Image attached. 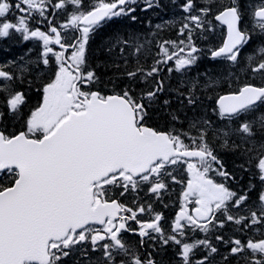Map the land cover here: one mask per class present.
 I'll return each instance as SVG.
<instances>
[{"label":"snow or ice","instance_id":"snow-or-ice-1","mask_svg":"<svg viewBox=\"0 0 264 264\" xmlns=\"http://www.w3.org/2000/svg\"><path fill=\"white\" fill-rule=\"evenodd\" d=\"M7 41L0 264H264V0H0Z\"/></svg>","mask_w":264,"mask_h":264},{"label":"trees","instance_id":"trees-1","mask_svg":"<svg viewBox=\"0 0 264 264\" xmlns=\"http://www.w3.org/2000/svg\"><path fill=\"white\" fill-rule=\"evenodd\" d=\"M139 15L141 16L142 20L151 18L154 23L156 22V17L153 16L151 12L139 13ZM127 23L128 22L125 21L123 24L113 25L112 27L107 28L105 31L107 33H111L114 28H116V27L123 28L124 24H127ZM133 27L136 29L143 30L144 26H143V24L138 23V24L134 25ZM167 35L172 36L173 38L175 37L174 32H168ZM27 47H28V45H24V46L17 45L15 41H7L6 43H0V64H2L3 62H5L9 59L17 58V57L23 55ZM218 67H219V65L213 64V62L208 60L207 57H203L199 70H203L204 68L215 69ZM108 75H111V72H109ZM154 119L160 127L164 126L165 121L163 119H160L159 117H156ZM225 163L229 167H231L233 165V159L231 157H225ZM236 163H239V161H236ZM246 179H247V177H245V180Z\"/></svg>","mask_w":264,"mask_h":264}]
</instances>
